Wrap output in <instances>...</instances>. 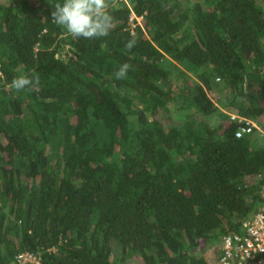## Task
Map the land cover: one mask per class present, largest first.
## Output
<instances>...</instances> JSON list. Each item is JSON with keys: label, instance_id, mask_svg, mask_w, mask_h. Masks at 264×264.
Returning <instances> with one entry per match:
<instances>
[{"label": "trees", "instance_id": "16d2710c", "mask_svg": "<svg viewBox=\"0 0 264 264\" xmlns=\"http://www.w3.org/2000/svg\"><path fill=\"white\" fill-rule=\"evenodd\" d=\"M108 2L87 40L47 0L0 1V264H218L200 245L264 205V146L221 110L264 128V0Z\"/></svg>", "mask_w": 264, "mask_h": 264}, {"label": "built area", "instance_id": "2783aa9c", "mask_svg": "<svg viewBox=\"0 0 264 264\" xmlns=\"http://www.w3.org/2000/svg\"><path fill=\"white\" fill-rule=\"evenodd\" d=\"M142 15L132 10L128 15L127 28L133 34L137 26L142 27ZM230 120L238 123L235 136L254 134L257 141L264 146V128L254 119L238 114H230ZM264 199V188L262 190ZM218 264H264V205L263 207L242 221L241 233H228L221 238ZM20 264H38L40 256L32 252H20L16 255Z\"/></svg>", "mask_w": 264, "mask_h": 264}, {"label": "clouds", "instance_id": "9594fccd", "mask_svg": "<svg viewBox=\"0 0 264 264\" xmlns=\"http://www.w3.org/2000/svg\"><path fill=\"white\" fill-rule=\"evenodd\" d=\"M51 6V21L64 29L73 38L92 40L107 37L114 27L113 17L109 13L108 0H47ZM137 44L133 37L125 41L126 51H131ZM131 69L127 62L122 63L114 70L115 79H124ZM38 80L28 75H20L11 82L16 91L35 90Z\"/></svg>", "mask_w": 264, "mask_h": 264}, {"label": "rangeland", "instance_id": "374dc122", "mask_svg": "<svg viewBox=\"0 0 264 264\" xmlns=\"http://www.w3.org/2000/svg\"><path fill=\"white\" fill-rule=\"evenodd\" d=\"M175 66L176 67H181L182 69H184L182 65H178L177 66V65H172V64H168V63L164 64V68L170 70L171 72L175 71ZM172 78H174V77H172ZM179 89H180V87H179ZM178 92H180V91H178ZM180 93H182V92H180ZM221 110H223L224 112L226 111L225 113L228 114V115L236 114L235 112H232L231 110H228L226 107H221ZM175 117H176L175 121L179 122V117L177 115H175ZM206 119L212 125L216 124L218 121L221 120V118L218 115V113L212 114V115L208 116ZM259 120L264 122V115L262 116V118H259ZM255 122H257V121L255 120ZM219 247H220V243L218 245H216V246L203 243L202 245H200L199 250L202 252L204 257H206V259L208 260L209 263H215V262H217L216 258H217V255H218Z\"/></svg>", "mask_w": 264, "mask_h": 264}]
</instances>
